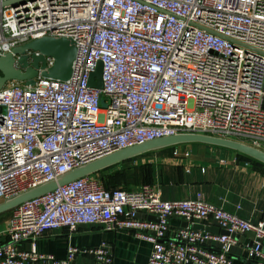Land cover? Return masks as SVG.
<instances>
[{
  "label": "built area",
  "instance_id": "1",
  "mask_svg": "<svg viewBox=\"0 0 264 264\" xmlns=\"http://www.w3.org/2000/svg\"><path fill=\"white\" fill-rule=\"evenodd\" d=\"M44 35L76 43L73 75H39L34 85L12 80L0 89V202L160 137L201 133L261 148L264 0H25L0 7V56ZM100 60L103 88L95 89L89 78ZM53 63L48 56L47 67ZM95 174L15 207L0 234V264H81L78 256L115 264L107 242L70 244L63 258L38 250L48 232L72 235L81 225L151 242L147 264H234L231 251L240 243L249 261L264 264V215L244 219L202 192L166 200L148 183L105 187ZM175 219L187 226L168 238Z\"/></svg>",
  "mask_w": 264,
  "mask_h": 264
},
{
  "label": "crops",
  "instance_id": "2",
  "mask_svg": "<svg viewBox=\"0 0 264 264\" xmlns=\"http://www.w3.org/2000/svg\"><path fill=\"white\" fill-rule=\"evenodd\" d=\"M175 149L180 152V156H184L180 162L162 164L155 161ZM261 149L264 150V142ZM187 152L189 156L185 157ZM149 154L152 155V166L144 183L156 186L163 199L193 198L198 192H202L208 201L244 219L255 221L263 217L264 164L250 161L234 149L200 142L184 143ZM113 167L101 170L95 175L112 173ZM187 168L190 170L187 171ZM144 183L128 189L140 188ZM5 214L7 215L0 218V234L7 228L12 210ZM179 224H182L180 220H172V230L168 232V238L173 236V229ZM247 239V236L243 237L242 241ZM102 242L112 246L115 264H147L153 247L151 242L136 237L132 232L105 231L97 225H81L72 235L65 228L48 232L38 239L37 248L42 253L63 258L70 244L87 248ZM22 247L29 249L30 243L24 242ZM231 254L234 264H256L248 260L242 243L235 245ZM90 259L88 256H78L76 261L86 264L91 262Z\"/></svg>",
  "mask_w": 264,
  "mask_h": 264
},
{
  "label": "water",
  "instance_id": "3",
  "mask_svg": "<svg viewBox=\"0 0 264 264\" xmlns=\"http://www.w3.org/2000/svg\"><path fill=\"white\" fill-rule=\"evenodd\" d=\"M22 1L25 0H5L0 3V7L5 5H17ZM77 53L78 48L72 39L53 35H44L25 44L16 46L12 51L0 56V89H2L7 82L12 80L25 82L27 85H34L36 81L35 78L39 75L42 77L67 80L73 75V65L77 58ZM48 56L54 58L53 65L49 67H47ZM89 86L95 89L103 88V62L101 60L97 62L95 70L90 75ZM104 102V97L100 95V104L102 106H105ZM193 142L231 148L264 164V150L261 148L234 139L201 133H180L156 138L114 151L61 174L56 179L44 182L16 196L8 198L0 202V215L13 210L25 201L42 196L77 178L95 174L101 170L131 160L145 153ZM138 216L147 217L152 220L159 219L157 216L145 215L142 213L138 214ZM182 225L187 226V223L182 222ZM194 227L199 229L204 228L202 224H195ZM207 229L219 231L217 228L213 227H207ZM248 235L253 237L252 233Z\"/></svg>",
  "mask_w": 264,
  "mask_h": 264
},
{
  "label": "rangeland",
  "instance_id": "4",
  "mask_svg": "<svg viewBox=\"0 0 264 264\" xmlns=\"http://www.w3.org/2000/svg\"><path fill=\"white\" fill-rule=\"evenodd\" d=\"M104 104L105 106L103 107H106V101ZM151 158V154L148 155V153H145L131 161L115 165L113 167L114 171H112V173L98 176L101 180V184L105 187L131 188L138 185L139 183H144V179L147 177L152 166ZM183 158L184 156L175 155L174 152H171L170 154H163V156H160L155 161H159L162 164H173L174 162H180V160ZM253 162L256 161L253 160ZM154 164L160 165V163ZM4 214L1 215L0 218L7 215Z\"/></svg>",
  "mask_w": 264,
  "mask_h": 264
},
{
  "label": "trees",
  "instance_id": "5",
  "mask_svg": "<svg viewBox=\"0 0 264 264\" xmlns=\"http://www.w3.org/2000/svg\"><path fill=\"white\" fill-rule=\"evenodd\" d=\"M245 155V154H244ZM246 156V158L248 159V160H250V161H256L255 163H259V164H263L262 162H259L258 160H256V159H254V158H251V157H249V156H247V155H245ZM133 159H135V158H133ZM133 159H131V160H133ZM131 160H128V161H131ZM128 161H125V162H128ZM122 163H124V162H122ZM118 165V164H117ZM115 166V165H114ZM110 168V167H109Z\"/></svg>",
  "mask_w": 264,
  "mask_h": 264
}]
</instances>
